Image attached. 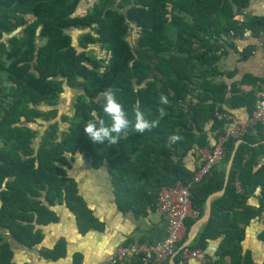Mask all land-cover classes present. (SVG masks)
<instances>
[{
  "label": "trees",
  "instance_id": "1",
  "mask_svg": "<svg viewBox=\"0 0 264 264\" xmlns=\"http://www.w3.org/2000/svg\"><path fill=\"white\" fill-rule=\"evenodd\" d=\"M251 2L0 0V264H29L16 260L19 248L37 249L44 264L66 257L63 238L52 248L41 246L44 227L60 220L57 205L74 215L80 234L103 228L68 174L78 154L95 169L108 168L119 208L136 216L156 210L161 186L192 180L199 165L191 168L187 160L199 149H212L224 133L228 111L222 106L248 104L253 110L256 104L257 96H227V84L217 79L219 62L236 38L264 31V16L238 18ZM94 46L104 56L89 52ZM243 82L255 85L257 80ZM66 87L78 93L72 116L61 115L68 127L60 131L58 103ZM105 90L115 93L129 118L137 101L150 120L159 116L160 107L167 114L150 131L130 128L116 145H95L84 126L93 112L108 122L101 107ZM161 95L169 104H160ZM38 120L49 126L36 144L39 131L33 124ZM173 134L181 139L170 142ZM240 139L226 189L212 200L209 220L189 245L207 250L210 241L219 239L208 264H264V255L256 258L245 245L247 227L255 220L262 222L257 239L264 244L261 124L228 139L223 162L192 185L199 216L186 220L187 232L176 249L204 214L210 194L223 188L226 165ZM251 195L257 196V205L248 203ZM180 252L174 257L177 264ZM80 257L75 254L74 261ZM136 261L143 264L139 257Z\"/></svg>",
  "mask_w": 264,
  "mask_h": 264
},
{
  "label": "crops",
  "instance_id": "2",
  "mask_svg": "<svg viewBox=\"0 0 264 264\" xmlns=\"http://www.w3.org/2000/svg\"><path fill=\"white\" fill-rule=\"evenodd\" d=\"M249 15L264 16V0H252L246 14L238 18H246ZM219 69L222 74L217 79L227 84V96L238 97L241 94L257 96L259 84L264 82V43L260 42L258 35L246 31L236 38L234 48H229L228 54L220 60ZM246 77L248 80L256 79V84L243 82ZM242 97L237 98L238 101H242ZM235 99L232 100L233 103L237 100ZM222 107L242 117L250 115L252 110V106L248 104L237 106L225 104ZM207 151V148L199 149L194 158L187 160L189 167L198 166L202 161V153H207ZM263 163L264 157L261 156L259 164ZM68 174L78 183L81 195L95 216L102 222L103 228L99 230L92 227L85 234H80L74 215L64 205H57L56 211L60 220L44 227L45 239L41 244L42 247L52 248L61 238L66 241L67 255L55 264H74L73 256L77 253L81 254L77 264H103L120 245L139 241L158 242L166 236V219L156 210H150L146 215L136 216L132 211L123 212L119 208L112 176L107 167L95 169L88 158L78 154ZM248 203L257 205V196H249ZM200 227L201 225L199 229ZM262 227V222L259 220L253 221L247 227L245 245L253 251L256 258L264 255V244L257 239ZM191 230L192 228L188 236ZM186 232L187 229L184 236ZM219 242V239L210 241L205 252L213 255ZM27 250L32 249L24 248L22 252L27 254ZM33 251L38 254L37 264H44L45 261L38 250L33 249ZM136 262V257H128L118 264H135ZM190 264H197V262L191 260Z\"/></svg>",
  "mask_w": 264,
  "mask_h": 264
},
{
  "label": "built area",
  "instance_id": "3",
  "mask_svg": "<svg viewBox=\"0 0 264 264\" xmlns=\"http://www.w3.org/2000/svg\"><path fill=\"white\" fill-rule=\"evenodd\" d=\"M259 39L264 43V31L260 33ZM224 117V133L219 136L212 149L202 153V161L192 180L187 184L179 181L173 186H161L158 190L156 211L166 219V236L158 242L139 241L120 245L103 264H118L128 257H139L143 264H164L172 257L178 243L183 240L186 220L191 216H199V211L192 205V185L204 181L211 170L223 162L226 156L225 142L228 139L243 136L255 124H261L264 130V82L259 84L256 104L250 115L242 117L227 112ZM236 184L241 190L239 181ZM191 260H195L197 264H208L211 258L201 248L186 246L180 252L178 264H190Z\"/></svg>",
  "mask_w": 264,
  "mask_h": 264
},
{
  "label": "clouds",
  "instance_id": "4",
  "mask_svg": "<svg viewBox=\"0 0 264 264\" xmlns=\"http://www.w3.org/2000/svg\"><path fill=\"white\" fill-rule=\"evenodd\" d=\"M103 103L101 105L104 115L108 118H99L95 112L92 113L90 119L84 126V132L92 143L103 145L105 142L108 145H116L121 136L131 128L135 133L143 134L153 128L159 126L160 120L167 114L164 107L158 109L159 116L155 119L146 118L145 112L142 110L139 101L132 105V117L124 105L117 99L112 90H105L102 94ZM161 105L169 104L168 97L161 95L159 100ZM181 137L178 134H173L169 137L170 142H178Z\"/></svg>",
  "mask_w": 264,
  "mask_h": 264
},
{
  "label": "rangeland",
  "instance_id": "5",
  "mask_svg": "<svg viewBox=\"0 0 264 264\" xmlns=\"http://www.w3.org/2000/svg\"><path fill=\"white\" fill-rule=\"evenodd\" d=\"M87 5L88 4L85 3V6L84 8L81 9V11L85 12ZM79 35H80V31L77 30L74 32L75 38ZM89 52H92L94 55H96L99 58L104 56V51L101 48L96 47V46L90 48ZM77 93L78 92L76 89L67 88L59 99L58 108L60 110V116L57 117L56 120H58L60 131L66 130L68 127V122L61 120V115L72 116L73 109H74V103L77 98ZM48 126H49V122H44L42 120H38V122L33 124V127L39 131V134L36 138V144L40 140L41 134H43L47 130ZM36 259H38V254L36 251L27 250V254H24L22 252V249L20 248L17 251L16 260L18 262L23 260V262H27L29 264H37ZM73 259H74V256H73ZM74 264H77V263L74 261Z\"/></svg>",
  "mask_w": 264,
  "mask_h": 264
},
{
  "label": "water",
  "instance_id": "6",
  "mask_svg": "<svg viewBox=\"0 0 264 264\" xmlns=\"http://www.w3.org/2000/svg\"><path fill=\"white\" fill-rule=\"evenodd\" d=\"M241 142V139L238 140L236 142V146H235V149L234 151L232 152L231 154V157L226 165V176H225V182H224V186L221 190H218V191H215L213 193L210 194V196L208 197L207 199V205H206V210L204 212V214L202 215V217L197 220V222L192 226V230L188 236V238L179 246V248L175 251V253L172 255V257L170 258V262L171 264H177L175 261H174V257L186 246H189L193 240L195 239L198 231H199V226L203 225L204 223H206L210 216H211V209H212V206H211V203H212V198H215L217 196H220L224 193L225 189H226V185L228 183V179H229V174H230V170H231V167H232V163H233V159H234V156H235V153H236V149L239 145V143Z\"/></svg>",
  "mask_w": 264,
  "mask_h": 264
}]
</instances>
